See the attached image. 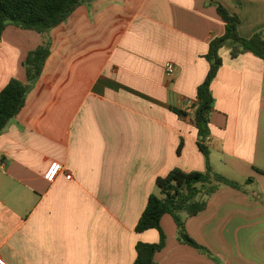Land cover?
<instances>
[{
    "label": "crops",
    "instance_id": "0c3cea01",
    "mask_svg": "<svg viewBox=\"0 0 264 264\" xmlns=\"http://www.w3.org/2000/svg\"><path fill=\"white\" fill-rule=\"evenodd\" d=\"M210 1L94 0L48 37L5 30L0 92L27 82L24 62L45 38L51 54L0 134V264H134L138 243L159 242L157 230L135 231L156 180L176 168L206 171L193 116L209 46L226 31ZM218 1L239 15L241 37L264 38V0ZM230 53L221 49L211 86L207 144L213 170L241 189L220 186L205 211L183 214L212 257L181 243L165 215L157 264H264V62ZM55 162L63 171L49 182Z\"/></svg>",
    "mask_w": 264,
    "mask_h": 264
},
{
    "label": "trees",
    "instance_id": "16d2710c",
    "mask_svg": "<svg viewBox=\"0 0 264 264\" xmlns=\"http://www.w3.org/2000/svg\"><path fill=\"white\" fill-rule=\"evenodd\" d=\"M94 0H0V39L9 26L22 30L35 31L43 37H48L51 30L65 23L69 17L82 5H91ZM238 8L242 7L241 0H229ZM215 6L219 16L225 22L226 31L223 37L214 39L206 56L209 72L204 82L198 87L197 102L193 120L198 130V146L206 160L205 172H185L174 169L156 180L158 194H152L147 206L135 228L137 233L157 230L160 240L156 244L138 243L134 264H157L155 256L167 244V236L161 226L162 218L171 215L178 228V239L202 254L212 257L205 247L198 244L187 232L186 217H195L206 210L207 199L220 186L241 189V185L227 177L216 173L210 162L208 139L210 132V116L214 110L215 99L211 86L223 65L220 51L225 46H231V58L236 59L246 51H251L264 62V38L262 33H256L246 39L240 36L238 27L241 19L237 14H231L218 0L210 1ZM51 54V42L45 41L36 50L29 53L24 67L27 82L12 79L0 92V134L23 110L27 97L41 77L46 62ZM171 110L186 117L184 111ZM183 143L179 146L181 153ZM257 170V169H256ZM258 172H261L257 170ZM252 179H249L251 182Z\"/></svg>",
    "mask_w": 264,
    "mask_h": 264
},
{
    "label": "built area",
    "instance_id": "2783aa9c",
    "mask_svg": "<svg viewBox=\"0 0 264 264\" xmlns=\"http://www.w3.org/2000/svg\"><path fill=\"white\" fill-rule=\"evenodd\" d=\"M165 71L168 77H172L176 71V66L173 63H167L165 67ZM62 171H63V166L60 163L57 162L52 163L45 175V178L49 182H53ZM67 179L71 180L72 176L68 175Z\"/></svg>",
    "mask_w": 264,
    "mask_h": 264
}]
</instances>
